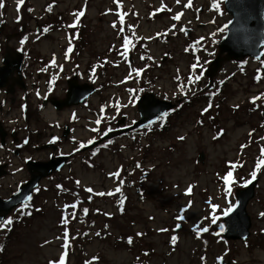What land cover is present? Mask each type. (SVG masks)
Listing matches in <instances>:
<instances>
[{
  "label": "rangeland",
  "instance_id": "1",
  "mask_svg": "<svg viewBox=\"0 0 264 264\" xmlns=\"http://www.w3.org/2000/svg\"><path fill=\"white\" fill-rule=\"evenodd\" d=\"M49 1H32L33 16L38 18ZM61 1L62 4L59 10L65 13L79 8V5L83 3L82 0ZM150 1L134 0L132 2L127 1L125 4L128 8L130 5H133L137 13V18L131 16L130 20H133V23L138 20L141 21L139 24V35L146 41L147 46L151 47L150 56L157 62L165 57L164 63H169V67L161 70L162 80L155 90L156 95L158 96V92L163 88V91H160L159 95L167 99H174L177 96V92L174 81L176 73L173 66L180 67L181 70H187L188 64L191 61V57L189 59L183 49L184 39L182 36L188 37V35L181 31L182 27L179 25L174 31L170 30V25H174L176 22L172 18L169 19V11L164 10L159 16L150 19L148 17V10L151 5ZM152 1H156V6L161 8L159 0ZM161 1H165L166 5H175L174 12L178 9H183L181 4V2H184L183 0L180 3L174 2V0ZM6 3L0 10V22L4 20V16H7V22L2 24L4 26L2 39L6 41L9 35L15 36L12 42L17 41L18 38L22 39L24 36H28L29 40L34 39V35L28 32L34 31L33 27L35 28V25L29 21L25 12L21 13V10L16 11L17 0H6ZM194 3V9L186 12L184 15L183 25L185 29L189 30V38L200 35L204 36L206 31H210L211 35L208 37V43H210L214 38L212 36V28L202 26L204 23L209 22L210 16L205 14L203 10L200 12V9L207 4V0H196ZM110 5H112L111 0H95L93 8H90L87 12L88 25H91L92 22L94 25L97 24L94 30L92 46L100 55L105 54L110 44L115 43V46L118 45L117 33L115 34L114 29L109 23L112 18L110 15H105V9ZM170 8H173V6ZM29 9H31L30 5L27 10ZM214 21L215 27H217L227 24L230 18L224 14L220 17L217 16ZM217 30L215 29L214 32L218 34ZM164 31H169V33L165 35ZM179 35L181 37L177 38ZM56 37L58 38L57 41H43L31 44V48L35 52H40L41 48L47 46L50 50L45 51L43 49V54L55 52L65 45L62 42L64 35L56 34ZM90 40L91 37H89ZM84 44H86L85 40ZM144 49L143 46H140L132 53L133 58L131 61L139 68H142L139 58ZM167 56L170 58H166ZM113 63H117V61L110 60V65H113ZM65 66L66 72L64 75L69 76L73 63L65 62ZM201 66L204 70L207 63L205 62ZM225 67V77L236 72V64L234 63H230ZM198 68L201 70L200 66ZM113 69V73L116 71V84L113 87H109V92L119 95L120 93H124L125 87L120 84V78L125 75L123 70L128 69V67L119 69L113 66ZM203 70H201L202 73H204ZM237 79L238 83L234 85L235 89L239 86L245 89V82H242L240 77H237ZM85 81L86 79L81 82L85 83ZM259 90L254 89L253 92L256 93ZM250 96L240 94L232 103L241 105ZM97 101L96 97L93 98L92 104L89 107L76 110L74 115L85 114V119L89 122L92 121L96 116L97 108L95 106ZM124 101H127V97L124 98ZM125 105V113H128L127 117L131 113H135L136 119L138 116L137 108L134 110V106L129 102ZM232 106L234 105L232 104ZM248 117L252 118L250 115ZM112 119V114H110L109 121ZM240 120L242 119L240 118ZM115 121L111 122L110 125L114 126ZM194 121L195 118L189 116L178 122L177 127H179V132L176 135L187 133L188 139L184 143L173 144L174 152L168 151L164 143H156V147L161 146L159 147L162 149L160 153L152 145V152L148 156L150 161L147 165L161 164L153 171L148 184L145 185L147 190L145 200L130 199L127 214L113 219L112 228L115 239L95 240L89 243L86 248V255L82 254L83 256L74 252L75 241L78 242L77 246L80 247L81 244L85 245L88 239V236L85 235L87 234L88 223L94 222L95 230L102 233L101 229L103 228L104 221L107 219L106 215L116 212L114 202V195L117 193L116 188L123 186L124 181L121 179L124 176L125 166L128 164V161L135 157V153H132V151H122L118 147L119 144L129 143V140L118 142L116 145L112 144L110 145L112 152L106 151L101 156H96L95 169H89L86 165L82 164L79 160L80 151L76 152L69 167H66L63 173H61L62 177L60 181L65 187L73 189L77 195L81 196V204L86 206L88 214L86 216L83 214L80 217L81 221L77 226L78 228L72 226L70 222L66 227H62L58 224L61 214L58 213L55 205H53L55 192L54 194L49 192L46 196L40 195L37 203L47 204L45 208L46 214L29 220L26 226L19 228L18 233L8 243L2 264H47V261L58 264L60 257L63 256L65 251L67 252V256L64 257V264H86V260L91 258L98 259L99 254H101L99 264H134V261L136 262L135 264H264V261H262L264 252L256 251L249 253L247 251L249 244L251 246H264V240L260 237V234L264 231V215H262L264 214V169L257 174L258 186L256 187L255 198L247 208L252 222L249 239L244 242H228L224 240L223 236L220 239L218 237L219 234L216 232L220 223H223L222 219L226 216L224 215V210L229 206L234 209L237 204L236 191L242 189L239 177L234 174L233 176L237 183L231 185L232 192L231 195L228 194L227 187L224 185L220 173L226 169L224 162L226 160L241 162V174H246L249 180H251V172L256 167L253 160L255 156L253 151H249L246 155L242 156L240 155V150H238L240 144L245 142L244 137L247 130L241 129L233 133L231 137H225L218 143H212L210 133L206 132L204 137L199 136L196 131H193ZM105 126L102 125L101 129L106 130ZM83 127L86 128V126ZM236 129L237 127H233L227 134L234 132ZM91 137L95 136L92 135ZM176 139V136L164 138V140H172L173 143L178 142ZM219 144L222 146H219ZM201 154L204 155L203 162L198 160V156ZM116 171H120L119 178L111 175ZM72 173L76 176V181L79 180L81 182L79 187L76 186L73 180L71 182L67 181L69 179L67 177ZM55 181H59V179ZM141 182L142 179L133 178L132 186H139ZM49 185L46 179L43 186L47 187ZM89 187L93 189V193L104 192L105 195H93V193L85 190ZM189 187L194 188L195 192L193 195L192 193L191 195H186ZM9 188L10 185L7 183L0 189V198L8 199L11 196L13 192L9 191ZM108 192H112L113 195L108 196ZM49 198L51 199L49 200ZM189 202L192 204V207L189 211L184 212L188 208ZM98 205L101 206L98 207V210L94 211V207ZM212 205H218L215 212L217 216L215 224L211 222V216L213 215ZM63 213L65 214V212ZM183 214L185 215L186 222L182 221L183 223H180L181 230L175 232L173 224L177 221L180 222L179 217ZM10 218L13 219V216ZM70 218L72 217H69V220ZM172 225L173 229L170 230V233H175L177 237V243L174 247L167 238L169 230L165 232L160 231L161 229H169ZM196 226L200 228L207 227L209 231L201 232L200 238L197 239L196 233L193 231V228ZM65 230L69 233L66 238L69 244L67 249L63 248L65 239L63 232ZM136 231L148 233L144 238L139 240V245L133 250L127 248L124 241H117V237L123 238L127 235H135ZM210 231L212 232L210 233ZM141 249L152 250L150 258L153 261L151 263L149 258L135 257L136 255H140ZM221 257L223 258L222 262L220 260Z\"/></svg>",
  "mask_w": 264,
  "mask_h": 264
},
{
  "label": "water",
  "instance_id": "2",
  "mask_svg": "<svg viewBox=\"0 0 264 264\" xmlns=\"http://www.w3.org/2000/svg\"><path fill=\"white\" fill-rule=\"evenodd\" d=\"M240 12L242 18L247 19L246 31L241 33L239 37L234 34L237 20V0H228L227 10L234 21L230 26L231 30L227 39L221 44V54L218 59L214 62L212 67V73H215L217 69L222 65L223 61L226 60H243L247 57L260 58L261 49L264 47V0H239ZM223 54H227L226 58H222ZM21 59L17 56L10 55L6 57L5 68L0 70V87H6L13 74L20 70ZM84 89V90H83ZM89 88L79 86L77 83L70 82V93L69 99L64 104L55 102L58 108L65 106L71 107L79 105L81 101L90 95L91 91ZM150 99V98H149ZM146 99L140 105L141 113L144 118L143 123H152L157 121L163 113L168 111L167 107H164L160 103H154L152 99ZM151 102L152 112L151 117H148V109L145 110V103ZM154 103V104H153ZM153 115V116H152ZM63 161L51 162L48 164H32L31 173L33 181L29 183L28 187L22 191V193L7 203L0 201V219L4 214H9L19 204L23 196L27 195L29 198L34 187L39 181L53 173L59 171L63 165ZM34 165V166H33ZM254 196V192L250 189L248 192H240L238 195L239 205L236 211L226 218L228 225V231L226 233L227 238L231 240L245 239L249 236L251 228V221L247 215L246 207L250 199Z\"/></svg>",
  "mask_w": 264,
  "mask_h": 264
},
{
  "label": "snow or ice",
  "instance_id": "3",
  "mask_svg": "<svg viewBox=\"0 0 264 264\" xmlns=\"http://www.w3.org/2000/svg\"><path fill=\"white\" fill-rule=\"evenodd\" d=\"M179 2H180V0H177V3H179ZM225 2H227V0H215V2L212 4V10L214 12L218 13L219 15H223V12L221 10V5L223 3H225ZM114 3H116V7L117 8H122L123 7V5L119 2V0H114ZM23 4H24V0H17L18 7H17L16 11H19L20 6H22ZM185 6L190 8L192 6L191 0H189V2ZM236 6H237V20H236V25L237 26H236V28L234 30V34L237 37H239V35L241 33H243V32L246 31L247 19L242 18V15H241V12H240V3H239V0H237V5ZM3 7H4V4L2 2H0V8H3ZM159 10L160 11H164L165 8L163 6H161V8ZM168 10L171 11V9H168ZM29 11H31V9ZM47 11L48 12H51L52 11V7L50 6L47 9ZM84 15H85V11H83V10L78 11L76 13H73V16L76 18V20H75V22L67 25V27L68 28H76L77 25H78V23H79V18L80 17H83ZM115 15L119 18L120 28L117 29V24L115 22H113L111 24V27L113 29H116L119 35H123L124 34V31H125V28H124L125 16L127 15V13H121V12L117 11L115 13ZM182 15H183V13H177L176 15H174L172 17V19H174L176 21H179ZM211 22L212 23H215L214 20L211 21ZM232 23H233L232 21H229L228 24H224L223 26L219 27V29H218L219 33L220 34H225L229 30H231L230 26L232 25ZM129 30L132 33V37L127 36V35H123V45H122V49H117L116 46L113 45L112 46V49L110 50V51H118L123 56V58H124L125 61L128 60V52L134 47L133 38L135 36V27L129 25ZM181 31H183V32H185V34H187V31L185 29H181ZM43 32L45 34H47L49 32V28H44L43 29ZM165 35H166V33H165ZM216 35H217L216 32H213L212 33V36L213 37H215ZM73 38L74 37L72 35H69L67 37V42H68V45L69 46L67 47V50L65 52V57L66 58L70 57L71 53L73 52V46H72V44H73ZM75 38H78V35ZM225 38H227V37L225 36ZM27 39H28L27 37H24V39L21 40V45H23L24 43H26L27 42ZM201 42L202 41L198 40L191 47L193 49H196L197 45L198 44H201ZM197 50H199V49H197ZM209 55H213V53H209ZM261 55H264V53H261ZM144 58L145 57H143V56L141 57V59H144ZM148 59L151 60L152 58L151 57H148ZM107 63H109V61L105 60L104 61V64H107ZM52 66H56V61H55L54 58L52 60ZM100 66L102 67L103 65H100ZM198 66H200L201 67V70H203L202 66L200 65L199 57H197L196 58V62L191 65V73L192 74L188 77V84L189 85H192V84L197 83L202 78L200 75H197L196 74V71H197V67ZM129 68H130L129 79L133 78V76L139 77L141 75V70H136V69L131 68V64H129ZM60 70L62 71L63 68L61 67ZM95 74L96 73H95V70H94L92 72V76L94 77ZM259 79H260V77H257V82H259ZM55 80H56V77H53L52 78V83L53 84L55 83ZM93 83H95V80H93ZM178 83H179V91L182 94H185L186 95V93H185V87H184V85H183L182 82H179V78H178ZM128 91L130 93H133V96L135 98L134 89H129ZM140 91H143V90L141 89ZM37 96H39V92H37ZM261 99H264V97H261V96L254 97L251 100V103L253 105H255L256 102H257V100H261ZM129 103H132V101H129ZM113 107L116 109V114H118L121 105L119 103H117ZM209 108H211V105H208V107H206L204 109V112H207L209 110ZM104 111H105V108L102 107L101 110H100L101 115L94 122L96 125H100V123L102 122V120L105 119V116L102 115V113H104ZM168 115H169L168 113H163L161 115L160 120L158 122L157 121H153L152 123H160L162 125L165 122V118ZM73 119H75V115L73 116ZM151 127H152V125L149 124L148 125V130L149 131H151ZM262 127H264V125H262ZM91 131L92 132H99L100 129L98 127H93L91 129ZM111 131H113V129L111 127H108L101 134L104 135V136H107L108 133L111 132ZM222 135H223V132L221 131L216 137H213V138L214 139H218L219 136H222ZM249 135L251 136L252 133H249ZM179 139L180 140H183L184 137L181 136V137H179ZM56 142H57V138H53L52 140L49 141V143H53V144L56 143ZM27 143H28V140H25L24 141V144H27ZM88 143L89 144L95 143V141L92 140V141H89ZM109 143H111V141H109L108 143L104 144L103 147L104 148H107L109 146ZM86 146H87L86 144L80 143L78 145V147L76 148V151H80L81 149L85 148ZM241 147L242 148H245V147H247V145L245 144V145H242ZM93 155H95V153H93ZM137 167H139V165H137ZM236 167H237V165L234 164V163L230 165V168L232 170L236 169ZM241 167H242V165H241ZM262 169H264V148L261 149L260 158L257 160L255 170L251 172V180L245 181V183L242 186H245L246 187L253 180H255L256 177H257L258 172H260ZM232 170H229L226 175H224L223 177H221V179L223 180L224 185L227 187V192H228L229 195H231V192H232L231 185L237 183L236 179L233 176V171ZM18 171H20V170L18 169ZM111 175L113 177L119 178L120 177V171L113 172ZM75 183H76V186L77 187H79L80 184H81V182L79 180L75 181ZM121 183H122V181H121ZM57 187H60V186L58 185ZM85 190L87 192H89V193H93V189L90 188V187L89 188H86ZM37 191H39V189H37ZM120 191H121V189L119 187L116 188V192H120ZM191 193H192V188L189 187L187 189L186 195H191ZM93 195L104 196L105 193L104 192H99V193H93ZM107 195L108 196H112L113 193L112 192H108ZM30 200H31V197H29L28 200H25L23 202L24 207H23V209L20 210V211L24 212V214L27 215V216H30L31 215V212L25 211L26 209L29 208V201ZM209 203H211V202L209 201ZM123 205H124V200L121 199L120 200V209H121V212L123 211ZM67 207H70L72 209H76L77 208V204L76 203H73L71 205L66 206V208ZM188 207H191V205L189 204ZM217 208H218V205H212V213H213V215L211 216V222L213 224H215L216 221H217V216L215 215V212L217 211ZM233 210L234 209L231 206H229L226 210H224V215H228ZM37 211H39V209H37ZM83 214L85 216L88 214V209L87 208L83 209ZM262 215H264V214H262ZM71 217H72V219H75L76 218V212L75 211H73L71 213ZM179 219L183 220L184 219V216L181 215L179 217ZM13 223H14L13 219L7 218V219H4L2 222H0V227H2L3 229H7L8 231H11V228L9 226H11ZM68 223H69L68 217L65 216L63 218L62 224H63V226L66 227L68 225ZM160 231L161 232H165V231H168V229H161ZM193 231L196 233V238L199 239L200 238V233L201 232H208L209 229L207 227L200 228L199 226H196V227L193 228ZM68 235H69L68 231L65 230L63 232V237L65 238L64 239V243H63V248H65V249H67L69 247V244H68L67 239H66L68 237ZM85 235H87V234H85ZM96 235L99 236L100 233L97 232ZM141 235H142V233H137V236H141ZM58 239H59V237H58ZM132 243H133V239L131 237H129L127 239V244L128 245H132ZM176 243H177V237L176 236H172L171 237V244H172V246L174 247L176 245ZM3 251H4V248L2 246H0V253H2ZM144 255H148V253H144ZM66 256H67V252L65 251L64 254H63V256L60 257L58 264H64V257H66ZM202 259H204V258H202ZM220 260L222 262L223 258L221 257ZM50 264H53V262L50 261ZM89 264H91V262H89Z\"/></svg>",
  "mask_w": 264,
  "mask_h": 264
}]
</instances>
